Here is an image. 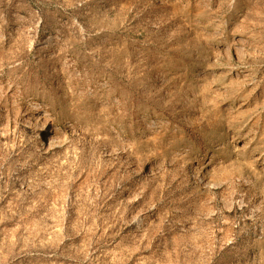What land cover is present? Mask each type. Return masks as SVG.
<instances>
[{
  "label": "rangeland",
  "instance_id": "obj_1",
  "mask_svg": "<svg viewBox=\"0 0 264 264\" xmlns=\"http://www.w3.org/2000/svg\"><path fill=\"white\" fill-rule=\"evenodd\" d=\"M0 264H264V0H0Z\"/></svg>",
  "mask_w": 264,
  "mask_h": 264
},
{
  "label": "bare ground",
  "instance_id": "obj_2",
  "mask_svg": "<svg viewBox=\"0 0 264 264\" xmlns=\"http://www.w3.org/2000/svg\"><path fill=\"white\" fill-rule=\"evenodd\" d=\"M42 118L44 119V117L42 116ZM46 121V120H45ZM50 142H54L53 140H51Z\"/></svg>",
  "mask_w": 264,
  "mask_h": 264
}]
</instances>
